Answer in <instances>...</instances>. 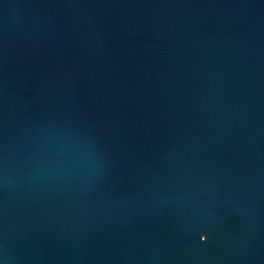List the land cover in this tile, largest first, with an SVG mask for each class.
Masks as SVG:
<instances>
[{"label": "water", "instance_id": "water-1", "mask_svg": "<svg viewBox=\"0 0 264 264\" xmlns=\"http://www.w3.org/2000/svg\"><path fill=\"white\" fill-rule=\"evenodd\" d=\"M0 264H264V0H0Z\"/></svg>", "mask_w": 264, "mask_h": 264}]
</instances>
